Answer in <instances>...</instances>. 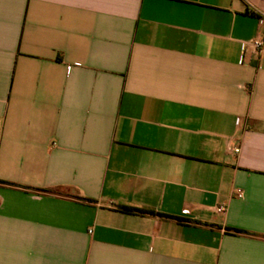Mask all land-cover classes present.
<instances>
[{"label": "crops", "instance_id": "1", "mask_svg": "<svg viewBox=\"0 0 264 264\" xmlns=\"http://www.w3.org/2000/svg\"><path fill=\"white\" fill-rule=\"evenodd\" d=\"M263 14L0 0V264H264Z\"/></svg>", "mask_w": 264, "mask_h": 264}, {"label": "built area", "instance_id": "2", "mask_svg": "<svg viewBox=\"0 0 264 264\" xmlns=\"http://www.w3.org/2000/svg\"><path fill=\"white\" fill-rule=\"evenodd\" d=\"M262 19H264V14L262 15ZM249 45H251L254 48L257 54H261L264 50V40L262 37H258L255 40L250 41L249 43H246V46H249ZM242 196L243 194L239 193V197H242ZM216 211L218 213H224L226 211V208L220 206L216 209Z\"/></svg>", "mask_w": 264, "mask_h": 264}]
</instances>
